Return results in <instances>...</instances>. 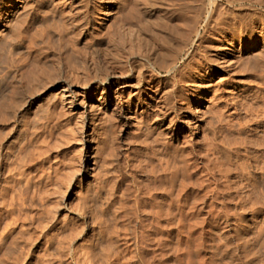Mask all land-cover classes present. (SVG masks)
<instances>
[{
    "label": "rangeland",
    "instance_id": "1",
    "mask_svg": "<svg viewBox=\"0 0 264 264\" xmlns=\"http://www.w3.org/2000/svg\"><path fill=\"white\" fill-rule=\"evenodd\" d=\"M134 1L0 0V264H264V43L198 104L187 84L216 21L264 0L181 11L199 35L165 118Z\"/></svg>",
    "mask_w": 264,
    "mask_h": 264
},
{
    "label": "bare ground",
    "instance_id": "2",
    "mask_svg": "<svg viewBox=\"0 0 264 264\" xmlns=\"http://www.w3.org/2000/svg\"><path fill=\"white\" fill-rule=\"evenodd\" d=\"M208 1H209V4L214 3V2L213 3L211 2L213 0H208ZM134 2L137 5V9H136V11L133 10L134 13L136 12V15H135L136 17H135V19L133 17V19H134V21L137 19L136 20L137 23H135L136 21L134 23H135V26L137 25L136 30L138 33H136V34H139L141 36L140 39L143 42V43L142 42L141 43L144 45L143 46L144 47L143 51H145L144 52V56H145L144 59L150 63L151 69L152 68L153 69L158 68L161 71V73L156 75V73L154 74L153 69L151 70L148 67L149 70L146 73L147 79L144 81L147 83L146 87L148 89H151L152 87H160L157 93H160L158 95V97H160L161 100L159 101L157 106H159L161 118H165L170 113L169 109H173V108H170V106H169V104H170L169 102L171 101V100H168L169 97L173 98L174 94H175L174 92L180 91L179 88L177 87V85L180 83L179 82L180 78L174 77L175 75L179 74V73L176 74L177 73L176 63L180 59L190 55L189 54L190 48L195 43V39L193 37L199 35V29L198 28L200 26L195 27V29H192L194 26L191 27L192 31L190 30L191 31V32H189L190 34H187L188 31H186L187 33L185 32L186 28L184 29V25L187 24L186 22L190 18H188V19L183 18V17H181L180 13L183 10L195 11L194 7H195V9H197L196 8L197 5L194 3L195 0H186V1L184 0V3H182V4L179 2L178 4H180V5H178V7H176L177 5L172 6L173 3H175L174 1H172L173 3L171 2L170 4L169 3L164 4L163 3L164 1H162V0H151L150 2H148V4H147L146 0H135ZM233 2H235V1H233ZM206 5H207V3L205 0H200V3L198 4L197 7H199L200 12L205 13ZM228 7H229V5H228ZM256 11L252 12L249 15L248 20H246V21H244L240 18H237L236 16L233 17L232 14H230L232 16V18H231L230 16H228L229 13H228V15H227V13H225V15L222 16L221 18H219L218 20L216 19L217 20L216 26H215L216 32L220 37V38L217 37L218 39L215 40V42H214L215 45H217L215 48L216 56L214 57V59H212L210 57L209 58L205 57L203 60L204 62H200L198 60L199 62H197V63L195 62L196 65L194 67H192L193 77H190L191 79L187 83L192 87V90H193V92L188 91L189 93L191 92V94H189V96L191 97V101H194L195 103L198 104L201 101V99H203V96H204L203 94H204V92L207 91V89H204V84H202V82L205 78L210 77V75L212 73V69H213L212 67L213 66L221 67V66H223L222 64H224L226 61H228L229 57L234 56V54H236L238 52L242 53L243 51H248V50L254 48V46L257 43L258 38H260V41L262 43H264V10L260 11L259 13H257ZM185 13L186 12H184V15H185ZM191 13H192V11H191ZM207 14H208V11H207ZM209 15H211V13ZM132 16H134V15H132ZM246 16H247V14H246ZM187 17H190V16H187ZM174 18L179 19L180 22L175 21L176 19H174ZM243 18L246 19L245 16ZM202 20H205V19H202ZM191 23H192V21H191ZM213 24H215V22ZM208 25H206V26H208ZM188 26L189 25H187V27ZM188 28H190V26ZM206 29H208V28H206ZM187 30H189V29H187ZM184 33H186L187 35ZM148 34L158 38V41H156V43L148 44L147 40L145 38L146 35H148ZM204 65H207L208 70L206 68H204ZM180 81H183V80H180ZM177 88H178V90H177ZM181 88H183V87L181 86ZM83 89H85V88H83ZM76 93L74 95H76ZM179 97H180V94H179ZM183 97H184V95H183ZM184 99H187V98H184ZM66 100H68V99H66ZM74 100H75V97L71 95L67 102L72 103ZM157 100H158V98H157ZM97 101H99V100H97ZM99 103H100V101H99ZM189 111H191V109H189ZM173 117H175V116H173ZM189 120L190 119H186V122L188 123ZM171 121H172V119L170 117L168 125ZM166 127H168V126H166Z\"/></svg>",
    "mask_w": 264,
    "mask_h": 264
}]
</instances>
